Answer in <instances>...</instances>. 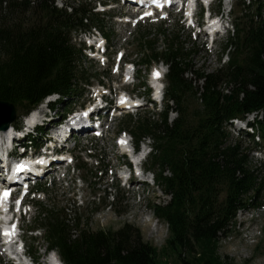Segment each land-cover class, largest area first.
I'll list each match as a JSON object with an SVG mask.
<instances>
[{"label":"trees","instance_id":"obj_1","mask_svg":"<svg viewBox=\"0 0 264 264\" xmlns=\"http://www.w3.org/2000/svg\"><path fill=\"white\" fill-rule=\"evenodd\" d=\"M56 4L0 0V102L16 108L14 126L47 97L60 95L54 108H68L74 96L91 85L73 35L105 24L92 7ZM263 13L260 4L258 14ZM249 22L251 28L238 24L236 37L222 47L223 53L233 50L230 61L212 73L196 69L198 49H186V42L177 34L169 36L168 29H162V51L156 41L141 35L140 49L150 53L140 64L168 67L164 111L157 122L130 117L121 131L127 126L137 148L151 141L148 169L157 172L156 183L170 198L156 204L154 212L167 225L169 238L157 249L127 225L115 232H92L81 227L80 218L72 227L59 212L41 208L47 248L56 251L63 264H229L220 254L222 236L235 226L239 212L264 210V163L257 166L253 149L226 130L232 120L250 114L264 118V22ZM104 35L111 41V34ZM171 114L177 116L173 122ZM257 126L264 140V120ZM106 202L107 197L108 207ZM29 250L34 256L39 253Z\"/></svg>","mask_w":264,"mask_h":264},{"label":"rangeland","instance_id":"obj_2","mask_svg":"<svg viewBox=\"0 0 264 264\" xmlns=\"http://www.w3.org/2000/svg\"><path fill=\"white\" fill-rule=\"evenodd\" d=\"M54 1L57 3L58 8H78L83 4L91 8L96 5V0ZM232 1L235 6L236 1L239 0ZM111 4L116 7L115 10L99 13L97 6V9L93 11L98 13V17L103 20L105 26H101V28L104 29V33L111 34L107 59H86L83 62V67L88 70L91 76V80H89L91 87L103 82L102 84L105 86L107 94L109 92L118 94L120 88H122L142 97L145 93L144 83L150 82L151 67L146 68L140 64L143 55L150 53L149 50L143 52L140 49V37L145 34L148 36L147 40L156 41L158 51H162L166 44L165 34L161 35L163 27L169 30L167 31L169 36L175 34L176 28L168 25L162 26L164 24H160V22L151 23L150 21L135 26L134 18H131L133 20L131 24H126L130 19L128 16L132 17L137 10L126 3H122L121 0H113ZM233 9L234 19L242 16L239 13L243 9L242 6L240 8L233 7ZM253 11L254 9L249 10L251 14ZM118 21H125V23H118ZM101 28L96 29L103 34L102 30H100ZM82 39L83 37L80 34H74L73 44L80 48ZM226 42V40L222 41L211 54L204 51L198 52L194 58L195 68L204 69L206 72L212 73L224 65L225 62L227 63L228 61L224 60L226 56L220 53L221 46ZM185 47L191 48V44H187ZM120 55L124 56L123 60L126 62L135 63L137 71L139 69L134 87H123L124 77L122 74L118 75L116 73ZM138 64L140 67H137ZM156 67H161L163 71L167 72L165 64H159ZM78 95L74 96L75 100L69 102L68 111L70 109L78 111L82 105H87L89 101H95V95L90 89L80 90ZM66 108V106H62L59 107V110L63 111L64 109L66 111ZM163 111L164 105L154 107L153 104H149L147 107L137 110L134 115L124 116L126 114L123 112L121 115H117L118 117L113 122H110V118L107 119V124L104 128V139L90 140L84 138L77 141L72 140L67 145L66 151L72 153L74 163L72 167H67L68 174L65 175V179L62 180L64 172L57 175L58 178L53 184L46 183L45 179L40 183L45 194L26 198L27 202L34 201L37 208L31 209V217H33L31 221L29 217H26L22 222V227L25 230V242L29 249L39 251L36 256L39 257L40 262L45 260L43 255L47 252L46 233L45 231L42 232L44 234L43 238H35L26 230L46 226V220L39 218L41 208L45 211L46 209H53L59 212L68 220L72 227L77 218L81 219V227L87 228L92 232H115L127 225L141 233L143 242L149 243L157 249L165 246L169 238L168 227L156 217L154 212L156 204L170 200L164 194L163 188L158 184H155V186L134 185L131 191L128 190V187L113 185L115 174H119L122 171L121 164H123V161L118 157L121 151L118 149L117 141L120 134L124 133L121 132L124 123L130 117L134 121H138L139 118L149 117L152 121L157 122L161 119ZM176 118V114H171L170 122H173ZM250 120L263 121L264 118L260 115L258 119L254 116V118L250 117ZM0 123L2 124L4 121L0 120ZM240 127L239 125L232 126L229 130L231 138L233 140H241L246 146L252 148L253 145L249 140L242 138V135L239 134ZM124 130L127 133L130 132L127 126H125ZM144 145L149 146L147 143H144ZM91 148L93 151L88 152L87 150ZM90 153L97 160L90 159ZM253 156L257 166H260V163H264V149L259 153H254ZM85 162L87 163L86 165L84 164ZM77 166H81L83 170H74V168L77 169ZM144 166L146 168L149 167L148 160ZM156 173V171L153 172V174ZM153 174L150 175L153 176ZM166 175L170 176V173H166ZM43 183H46V185ZM108 194L115 196V199L109 197L106 202L109 207H106L104 199L108 197ZM81 196H83V202L80 201ZM220 254L229 264H264V210L239 212L235 226L231 227L229 232L221 238ZM2 257L3 252L0 250V264H6ZM170 264L176 263L172 260Z\"/></svg>","mask_w":264,"mask_h":264},{"label":"water","instance_id":"obj_3","mask_svg":"<svg viewBox=\"0 0 264 264\" xmlns=\"http://www.w3.org/2000/svg\"><path fill=\"white\" fill-rule=\"evenodd\" d=\"M238 6L240 7L241 4L239 3ZM17 119V112L16 108L9 103L0 102V120L4 121L3 128L6 130L9 128L10 124L15 122ZM117 264V263H111Z\"/></svg>","mask_w":264,"mask_h":264},{"label":"bare ground","instance_id":"obj_4","mask_svg":"<svg viewBox=\"0 0 264 264\" xmlns=\"http://www.w3.org/2000/svg\"><path fill=\"white\" fill-rule=\"evenodd\" d=\"M131 105H133V103H130ZM135 105V104H134ZM49 126H52V125H49ZM58 135H60V134H58ZM122 143V146H123V149L124 150H126V151H128V150H130L129 149V145H127L125 142H123L122 140L121 141H119V143H118V146L120 145ZM56 161H58V160H56ZM124 173H126V172H124ZM134 183H136V180L134 181ZM24 240H25V238H24ZM43 264L45 263L44 261L42 262Z\"/></svg>","mask_w":264,"mask_h":264},{"label":"snow or ice","instance_id":"obj_5","mask_svg":"<svg viewBox=\"0 0 264 264\" xmlns=\"http://www.w3.org/2000/svg\"><path fill=\"white\" fill-rule=\"evenodd\" d=\"M157 75H158V74H157ZM4 195H5V197H7L8 193H5ZM5 235H11V234H9V233H5Z\"/></svg>","mask_w":264,"mask_h":264},{"label":"built area","instance_id":"obj_6","mask_svg":"<svg viewBox=\"0 0 264 264\" xmlns=\"http://www.w3.org/2000/svg\"><path fill=\"white\" fill-rule=\"evenodd\" d=\"M250 2V0H248V3Z\"/></svg>","mask_w":264,"mask_h":264}]
</instances>
